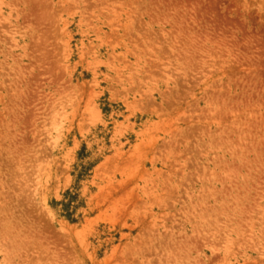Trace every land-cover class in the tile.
Wrapping results in <instances>:
<instances>
[{
    "label": "rangeland",
    "instance_id": "rangeland-1",
    "mask_svg": "<svg viewBox=\"0 0 264 264\" xmlns=\"http://www.w3.org/2000/svg\"><path fill=\"white\" fill-rule=\"evenodd\" d=\"M0 264H264V0H0Z\"/></svg>",
    "mask_w": 264,
    "mask_h": 264
}]
</instances>
